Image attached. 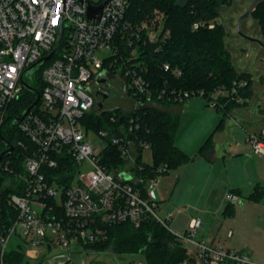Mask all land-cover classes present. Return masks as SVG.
Masks as SVG:
<instances>
[{
    "label": "built area",
    "instance_id": "obj_1",
    "mask_svg": "<svg viewBox=\"0 0 264 264\" xmlns=\"http://www.w3.org/2000/svg\"><path fill=\"white\" fill-rule=\"evenodd\" d=\"M130 4L131 0H0V107L20 97L22 80L32 86L35 69H30L34 65L36 68L44 64L41 75L45 81L39 103L19 121L30 138L29 154L23 160L25 173L15 175L21 185H14L20 191L8 196V203L17 214L0 233L1 256L16 236L23 246L61 248L65 251L63 263L73 264L72 247L80 245L86 249V245L104 240L105 225L131 221L139 226L151 216L183 243L194 246V252L188 251L194 261L181 264H261L247 251L200 239L198 234L203 225L200 217H192L184 230H178L171 225L173 212L165 217L158 214L155 188L165 167H160L159 174L152 177L135 174L133 168L141 141L136 142L139 125L134 118L127 125L118 126L119 132L110 135L109 140L108 131L98 132L105 141L100 150L90 140L95 131L85 120L97 102L91 87L95 85L103 92L100 85L108 76L122 77L120 70L110 71L122 57L119 40L131 46L135 36L160 43L170 35L164 25V14L157 8L141 23L125 20ZM204 25L214 27L215 22L198 21L193 28ZM60 34L57 50L41 61L57 46ZM126 74L131 75L130 86L134 90L133 96H129L134 99L132 108H135L143 104L140 96L150 95L151 91L134 68L127 69ZM236 83L242 86L246 81ZM236 92V86L230 91L220 88L211 94L208 104L215 107L219 96ZM197 95L202 96L203 92L184 91L178 98L186 100ZM248 140L256 153L264 155V129L250 134ZM110 145L127 162L116 171L101 163L102 153ZM67 156L76 164L68 183L63 181L62 172L52 171L62 168L60 162ZM2 169L8 170V164ZM122 172L131 177L120 176ZM12 183L11 179L6 182ZM227 199L237 202L239 197L231 191ZM132 264L149 263L144 260Z\"/></svg>",
    "mask_w": 264,
    "mask_h": 264
},
{
    "label": "trees",
    "instance_id": "obj_2",
    "mask_svg": "<svg viewBox=\"0 0 264 264\" xmlns=\"http://www.w3.org/2000/svg\"><path fill=\"white\" fill-rule=\"evenodd\" d=\"M230 1L131 0L125 20L133 24L141 23L157 8L164 14V25L170 30V35L160 43L148 42L142 36H135L131 46L126 41L119 40L122 57L110 67V71L116 73L120 70L126 90L133 96L131 75H127L126 70L134 68L137 74L145 79L151 94L144 93L145 95L140 96L143 104L129 110L121 107L104 109L101 112L92 110L85 121L88 127L98 132L108 131L106 139L109 140L110 135L119 132L118 126L127 125L131 118L136 120L139 125L135 131L138 135L136 142L139 144L141 141L136 166L133 168L137 176H156L162 166L165 167L163 173H167L190 160V155L175 142L179 114L158 108L155 102L166 107L178 104L184 101L178 98L179 94L188 91L196 94L203 92L202 96L208 104L212 93L220 88L230 91L236 86L235 94L218 97L215 108L222 112V117L214 132L200 147L201 153L209 155L214 147L213 135L224 124L225 116L233 108L247 104L253 96L254 89L249 75L237 71L232 54L226 46L228 26L225 22L217 20L221 7ZM251 14L258 20L260 32L264 35V0L257 3ZM198 21H214L215 26L193 28V24ZM166 65L169 67L166 68ZM42 66L44 64L35 68L31 78L32 90L24 87L19 98L9 102L6 107H0V154L13 146L11 152L0 158V233L7 229L17 214V210L8 203V196L10 192L20 191L14 185H21L15 175L25 173L23 160L29 154L30 138L15 119L23 116L24 111L36 100L37 94L42 93L45 86L41 75ZM239 81L246 83L240 86L236 83ZM240 98L243 100L240 101ZM144 144L152 150V161L142 160V151L146 147ZM101 163L111 171L127 164L112 145L105 148ZM5 164H8V170L2 169ZM60 164L62 168L58 167L52 171L62 172L63 181L68 183L73 178L76 164L68 156ZM8 179L13 183L6 184ZM260 194V191H256L252 197L258 198ZM224 212L225 215H231L234 212L233 204L227 203ZM105 229L106 238L86 245L87 250H110L122 255L141 254L149 264H181L194 261L183 242L151 216H147L139 226L131 221H123L105 225ZM42 260L43 258H40L34 264H42ZM2 262L31 264L21 243L17 247H7L2 255Z\"/></svg>",
    "mask_w": 264,
    "mask_h": 264
},
{
    "label": "rangeland",
    "instance_id": "obj_3",
    "mask_svg": "<svg viewBox=\"0 0 264 264\" xmlns=\"http://www.w3.org/2000/svg\"><path fill=\"white\" fill-rule=\"evenodd\" d=\"M252 1L231 0L230 3L221 7L220 16L217 20L225 22L228 26L229 34L225 37L226 46L232 54L235 68L238 72L247 73L252 84L255 85V89L257 91L260 89L263 94L264 46L257 41H251L243 37L237 30L239 16L249 7ZM241 29L245 33L259 37L264 41V35L260 32L259 22L254 15L251 14L242 20ZM104 83L108 84V86L103 89V92L100 91L93 111L101 112L104 109L108 110L116 107L129 110L135 106V101L129 96L124 86V81L119 74L108 76ZM260 96L261 93H259L257 101L255 100L257 103H259L258 98ZM98 103H101V107L97 105ZM261 106L262 104H259L256 110H258L261 116H264V109ZM172 111L179 114L175 142L191 154V159L194 160L196 155H198L197 159L192 161V163L180 165L158 176L159 182L155 188V193L156 197H159L161 201L157 212L161 217H165L168 213L174 212L175 209H181L182 213L175 210L172 220L175 219L176 221H171L172 227L176 228L187 221V215H198L200 208L204 210L212 187L215 186L217 194L215 193L211 201H208L213 206L214 199L220 194L223 177L230 178L235 173H240L242 177L246 174V178H251L252 174H254L256 163L264 168V155L253 151L252 143L248 140L250 134H253L254 130L257 129L256 124H259V122H254L253 124L245 122L243 123L244 126H234L231 138L217 140V159L214 163L210 162L211 168H214V173L209 172V177L206 179L205 174L202 172L209 165L205 163L206 161H204L203 157L209 158L210 155L201 153L200 147L214 132L219 117L218 112L215 107L207 104L204 96L198 95L176 104ZM1 121L2 116L0 117V123ZM94 131L92 132V136H90V140L96 149L100 150L105 141L98 131ZM142 160L147 162L153 160V153L149 147L143 149ZM244 184L246 192L252 189L251 185L246 181ZM227 190L225 189L228 195L230 191ZM222 211L218 215L209 214L206 218L202 214L201 216L205 221H208V218H210L209 223L217 229L223 225L219 232V239H222L223 242L227 243L233 241V239L241 240L246 237L248 221L244 215L240 214L233 221L234 224H231L230 222H223L225 217ZM229 230L234 231L232 237L228 235ZM18 244V237L13 236L9 241L8 247H17ZM183 244L190 253L195 251L192 244L187 242ZM23 249L31 264L37 263L40 258L58 261L60 255L62 257V254L65 252L61 248L48 249L44 245L26 244L23 246ZM144 260L141 254L122 255L110 250H87L80 245L72 247L73 264H81L83 261L87 264H132L133 262ZM0 264H2L1 259Z\"/></svg>",
    "mask_w": 264,
    "mask_h": 264
},
{
    "label": "crops",
    "instance_id": "obj_4",
    "mask_svg": "<svg viewBox=\"0 0 264 264\" xmlns=\"http://www.w3.org/2000/svg\"><path fill=\"white\" fill-rule=\"evenodd\" d=\"M252 86L255 91L253 92V96L249 99L248 103L243 106H238L233 108L225 116V121L222 127H220L213 135L214 147L210 151L209 154L210 157L209 158L203 157L204 161H206L205 163H208L210 167L209 169V167L206 166L205 170L202 172L205 174L206 179L209 177V172L214 173V168L213 167L211 168L210 162L214 163L217 159V154H216L217 140L231 138L233 127L244 126L243 123L245 122H249L250 124H253L254 122H259V124H256L257 129L254 130V133L260 132L261 130L264 129V116H261V114L258 113V110H256L259 104H262L261 107H263L264 109V91L262 94L260 89H258L257 91V89H255V85ZM259 93H261V96L258 98L259 103H257L256 101ZM154 104L158 108L169 109L171 111L173 107L176 105L173 104L166 107V105H163L162 103L159 102H155ZM216 111L218 112L219 115L217 119V124H218L220 118L222 117V112L217 109ZM184 150L190 155V160L181 165L192 163V161H195L197 159L198 155H196L195 159L193 160L191 159V154L186 149ZM251 178L250 177L246 178V174H244V177H242L240 173H235L230 178L223 177L222 180L220 178L222 183V185L220 186V192H219L220 194L218 193L219 194L218 197L214 199L213 206L209 204L208 201L210 202L212 196L215 195L216 193L215 186L212 187L211 193L208 197L207 204L204 207V210L203 209L201 210L200 208L199 210L200 213H198V215L197 214L187 215V221H185L184 224H182L179 227H176L175 229L184 230L188 226V223L192 217H200L203 220V225L199 233L200 239H203L210 244L221 245L228 248L247 251L249 252V254L251 255L252 259L255 262L264 264V168L259 166L258 163H256L255 165L254 174H252ZM245 181L248 184H250L252 187V189L248 192H246L245 189L246 188L244 184ZM225 189L226 190L228 189L230 192L231 191L233 192L234 190L235 191L234 193H236L239 197L238 201L232 202L229 201L228 199L226 200L227 192L225 191ZM256 191H260L261 194L258 198H253L252 194ZM157 199L159 200V206H158L159 208L161 200L159 197ZM227 203H232L234 206V212L231 215H225L224 210ZM176 211L182 213L181 209L180 210L178 209ZM221 211L225 217L223 222L224 221L230 222L231 224H234L233 221H235V219L240 214H242V216L244 215L245 219H247L248 221V226H247L248 232L245 235L246 237L242 238L241 240L233 239V241H229L227 243L223 242L222 239L221 240L219 239L220 237L219 232L221 231L223 225H221L217 229L216 227H214V225L209 223L210 218H208V221H205L204 218H206V216L209 214L218 215V213ZM174 212H173V216H174ZM201 214L204 218L201 216ZM171 221H176V220L173 219ZM228 235L232 237L234 235V231L229 230ZM0 259L2 261L1 254H0ZM42 264H64V263H63V259L60 256V258H58V261H53L48 258L45 259L43 258ZM226 264H231V263H226Z\"/></svg>",
    "mask_w": 264,
    "mask_h": 264
},
{
    "label": "water",
    "instance_id": "obj_5",
    "mask_svg": "<svg viewBox=\"0 0 264 264\" xmlns=\"http://www.w3.org/2000/svg\"><path fill=\"white\" fill-rule=\"evenodd\" d=\"M259 1H261V0H253L251 2V4L249 5V7L245 10V12H243L239 16L238 21H237V30H238V33H240L243 37H245V38H247V39H249L251 41H257L258 43H260L261 45L264 46V41L261 38L256 37V36L249 35V34L245 33L241 29V22H242V20L245 19V18H247L251 14L252 10L256 7V5H257V3ZM100 9H101V7H99L97 13H100ZM89 15L90 16L93 15L92 9L89 10ZM60 39H61V34L59 36V40H58L57 46L54 48V50L50 54H48L47 56L43 57L41 61H46L47 59H49L51 57V55L57 50V48L59 46ZM34 69H35V65L30 69V71H34ZM22 84L24 85V87H26L28 89H31V90L33 89V87L28 82H26L25 80H22ZM91 88H92V90L95 92V94L97 96L100 94V92L97 90V88H96L95 85H93ZM39 101H40V93L37 94L36 100L24 111L23 116L26 115L36 104H38ZM97 105L99 107H101V103H98ZM23 116H20V117L16 118L15 121L16 122L17 121H20ZM12 150H13V146H10V148L8 150H6V151H4V152H2L0 154V158H2L5 155V153L11 152ZM120 176H123L125 178H130L131 177L130 174H128L127 172H122L120 174Z\"/></svg>",
    "mask_w": 264,
    "mask_h": 264
},
{
    "label": "flooded vegetation",
    "instance_id": "obj_6",
    "mask_svg": "<svg viewBox=\"0 0 264 264\" xmlns=\"http://www.w3.org/2000/svg\"><path fill=\"white\" fill-rule=\"evenodd\" d=\"M100 86L104 89L105 87L107 88L108 84L104 83V84H101Z\"/></svg>",
    "mask_w": 264,
    "mask_h": 264
}]
</instances>
